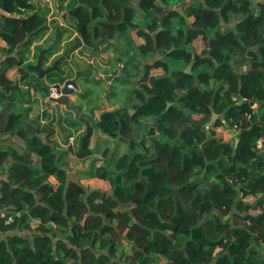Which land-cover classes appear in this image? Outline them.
<instances>
[{
	"label": "trees",
	"instance_id": "16d2710c",
	"mask_svg": "<svg viewBox=\"0 0 264 264\" xmlns=\"http://www.w3.org/2000/svg\"><path fill=\"white\" fill-rule=\"evenodd\" d=\"M134 1L61 0L83 45L122 40L114 63L138 78L129 108L102 112L85 130L66 118L69 150L101 162L87 175L108 190L90 191L59 166L50 143L56 118L29 120L9 75L17 68L26 77L21 67L47 14L33 0H0L10 15L0 14V264H264V157L255 148L264 137V1ZM62 75L48 77L59 86ZM216 129L236 131L238 142ZM94 130L108 138L105 148ZM22 229L36 232L2 238Z\"/></svg>",
	"mask_w": 264,
	"mask_h": 264
},
{
	"label": "crops",
	"instance_id": "0c3cea01",
	"mask_svg": "<svg viewBox=\"0 0 264 264\" xmlns=\"http://www.w3.org/2000/svg\"><path fill=\"white\" fill-rule=\"evenodd\" d=\"M263 1L264 0H252V4L253 6H257ZM136 2L137 0H135L133 4H135ZM33 4H35V7L37 9L47 14V22L45 23V31L43 32V34H40L33 39L30 47V53L28 54V59L23 67H21L25 70L26 77L22 75L17 70V68L9 72L12 81H14L17 87L24 93V97L18 98V100L16 101L17 107L22 111H27L28 119L32 122H34V119L36 120V118L39 117L42 112H47L49 116L51 115V118H56L54 104L48 101V89H46L45 86L49 88L50 86H53L54 84L59 82L51 83L48 75L53 70L59 69L60 71H63V82L60 85H64L66 82L74 80L76 82L78 90L76 91L77 93L70 96L69 101L70 105L76 109L73 111H68L65 106L62 105L60 107L61 117L59 127H57L54 123L56 132L52 136L50 143L51 146H54V151L57 158L61 157V159H59V166L66 171L68 182H78L90 191L95 189L107 191L108 186L104 181L96 178H89L87 175L88 170L91 168V165L94 161L93 159L97 156L93 155L88 159L82 160L76 158L73 151L69 150L70 146L67 145V135L69 132V128L67 127L65 121L66 118L77 120L80 122L82 130H85L87 123L98 121L102 112H111L118 108H121L120 104L110 105L107 100H105V95L101 96L98 100V102L102 103V106L99 105V107L93 108L92 104H90V95L86 93L88 91L86 89V85L88 84L87 79L93 76L96 80H100L99 84H101V87L104 89V91L105 89H107V87L110 88L111 86L112 88L113 83L116 82L119 77L113 78L110 82H107L105 80V77L114 75L119 70H121L122 65L115 64L114 57L116 56L115 51H124V42L122 40H118V44L116 46L112 45L106 47V45H101L98 50H94L90 47H85L81 41L80 36L74 29V22L67 15H65L64 9L61 10V0H57L56 2V7L59 15L53 19H49L52 9L51 4L48 0H33ZM48 9L50 10L49 12ZM178 9H180V6L178 8H175V6L172 8V10L176 12H178ZM32 13L34 12H29V14ZM0 14H2V12H0ZM4 14L5 15H2L10 17V15L6 13ZM13 18H17V16H13ZM230 26L233 27L232 25ZM130 39L135 46L142 42V39L137 37L133 33H130ZM51 46H55V51L50 56H48L42 64H38L40 56L44 53H47L48 49ZM5 47V42L0 39V64L1 61L6 58V56L2 52ZM105 47L107 49L105 51H101ZM97 51L99 55H95V52ZM16 53L13 58L16 57ZM144 61L142 62V66L146 63ZM37 67L39 68V70H36ZM241 70H246V66L242 67ZM45 71H47V74L45 76L40 75V72L42 73ZM32 81L34 82V84L31 83ZM136 81L137 80H123V82H126L130 85L127 91V99L124 101L126 102V106L128 108L135 102L133 99V91L137 87L134 84ZM124 86H126V84H124ZM117 88L119 89L120 85L117 84ZM96 106L97 105H94V107ZM51 107H53L52 111ZM228 132L234 134V136L231 137L232 140L236 142L237 132L234 130H229ZM75 133V136L80 134L79 131ZM93 135L94 138L101 143L98 144L99 147L101 149L105 148L102 144L105 143L106 146L108 138L105 135L103 136V134H101V132H99L98 130H94ZM40 137L43 139L45 138L44 135H41ZM223 139L224 141H226V138ZM7 142L13 145L19 152H22L24 150L23 142L16 137H12L10 139V142ZM74 144L75 142L73 143V145ZM261 153H263L264 155V150H262ZM94 162L96 166H99L101 164L99 160H95ZM10 163L11 160L8 159L6 161V165ZM4 178L5 176L1 179L3 180ZM48 182L55 187L58 185L57 181L53 177H50ZM2 215H5V213L0 210V218L2 217ZM34 232L36 231L24 229L20 231L15 230L13 232L3 234L2 238L7 235L31 237Z\"/></svg>",
	"mask_w": 264,
	"mask_h": 264
},
{
	"label": "rangeland",
	"instance_id": "374dc122",
	"mask_svg": "<svg viewBox=\"0 0 264 264\" xmlns=\"http://www.w3.org/2000/svg\"><path fill=\"white\" fill-rule=\"evenodd\" d=\"M174 6H175V8L179 7V5H172L171 8H173ZM178 12L179 13L183 12L182 11V5H180V9H178ZM190 20H189V22H190ZM202 48H203V45L201 43L197 44V50L199 52L202 50ZM127 78H129V77H127ZM99 82H100V80H96L93 76H91L87 79L88 84L86 85V89L88 91L86 93H88L90 95V97H89L90 104H92L93 108H97V107H99V105L102 106V103L98 102V100L103 95H105V100H107V102L110 105L120 104L121 107H127L126 106L127 104L124 101L127 99V91H128V88L130 87V85L128 83L123 82V79L121 77H119L117 79V81L113 83L112 88H111V86H110V89H109V87H107V89H105V91H104V89L101 87V84H99ZM117 84L120 85L119 89L117 88ZM124 84H126V86H124ZM84 96H87V95H84ZM94 105H97V106L94 107ZM228 131L222 130V129H216V134L219 137H221L222 139L226 138V141L232 142L234 140H232L231 136H234V134L229 133ZM79 132H81V129L79 130ZM73 136L75 137V134ZM124 151H126V145L122 144L121 147L119 148L118 153H121V152L125 153ZM259 156L261 158L264 157L263 153H261V152L259 153Z\"/></svg>",
	"mask_w": 264,
	"mask_h": 264
},
{
	"label": "water",
	"instance_id": "95a60500",
	"mask_svg": "<svg viewBox=\"0 0 264 264\" xmlns=\"http://www.w3.org/2000/svg\"><path fill=\"white\" fill-rule=\"evenodd\" d=\"M51 4V9H52V12H51V15H50V18L49 19H53L55 17H57L59 14H58V11H57V7H56V2L57 0H48ZM3 15H5L3 12H2ZM30 35H28L27 38H29ZM21 48V45H18L15 49V53L18 52ZM15 53L12 54V57L15 56ZM95 55H99L98 51L95 52ZM40 62L38 61V64ZM36 70H39V68L37 67ZM187 72L190 71V67L187 68L186 70ZM47 74V71L45 72H40V75L42 76H45ZM115 77H121L124 81H134V80H138V78H127L126 75H124L123 71L122 70H119L116 74L114 75H111V76H106L105 77V80L107 82H110L113 78ZM32 84H34V82L32 81L31 82ZM43 83V82H42ZM45 86V84H44ZM68 86H72L71 89L68 88ZM46 89H48L47 86H45ZM110 89V88H109ZM77 86H76V82L73 80V81H68L66 82L64 85H63V88L61 89V95L58 99H54L52 100L55 105H54V109H55V116H56V121H55V124L57 127H59V122H60V107L63 105L67 108L68 111H73L75 110L76 108H74L73 106L70 105V101H69V98L70 96L74 95L75 93H77ZM236 142H238V139H236ZM117 145V140H114L113 141V149H112V153L111 155L114 154L115 152V146Z\"/></svg>",
	"mask_w": 264,
	"mask_h": 264
},
{
	"label": "built area",
	"instance_id": "2783aa9c",
	"mask_svg": "<svg viewBox=\"0 0 264 264\" xmlns=\"http://www.w3.org/2000/svg\"><path fill=\"white\" fill-rule=\"evenodd\" d=\"M63 88V86L59 85V86H56V85H53V86H50L48 88V100H54V99H58L61 95V89ZM68 88H72L71 86H68ZM255 108V106H253ZM74 136H70L68 138V144H73L74 143V140H75V137L73 138ZM255 148L258 152H262V150H264V137H260L256 140L255 142ZM4 217V215H2V218ZM12 217H8L6 220H5V224L8 225L10 223H12Z\"/></svg>",
	"mask_w": 264,
	"mask_h": 264
},
{
	"label": "clouds",
	"instance_id": "9594fccd",
	"mask_svg": "<svg viewBox=\"0 0 264 264\" xmlns=\"http://www.w3.org/2000/svg\"><path fill=\"white\" fill-rule=\"evenodd\" d=\"M61 86H63V85H61ZM72 87V86H71ZM69 89H71V88H69ZM50 103H52V104H54L55 105V103L52 101V100H48Z\"/></svg>",
	"mask_w": 264,
	"mask_h": 264
}]
</instances>
